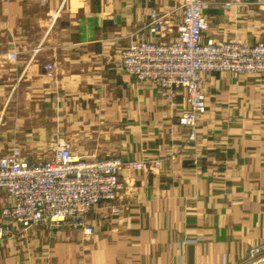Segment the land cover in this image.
<instances>
[{
	"label": "crops",
	"instance_id": "1",
	"mask_svg": "<svg viewBox=\"0 0 264 264\" xmlns=\"http://www.w3.org/2000/svg\"><path fill=\"white\" fill-rule=\"evenodd\" d=\"M207 1L205 37L264 41V0ZM181 2L0 0V156L19 145L44 157L55 133L84 155L161 159L121 172L113 206L91 213L92 235L14 224L0 264H251L255 247L264 259V75L210 73L191 135L179 124L184 91L170 99L120 64L132 39L152 37L151 11L176 26Z\"/></svg>",
	"mask_w": 264,
	"mask_h": 264
},
{
	"label": "built area",
	"instance_id": "2",
	"mask_svg": "<svg viewBox=\"0 0 264 264\" xmlns=\"http://www.w3.org/2000/svg\"><path fill=\"white\" fill-rule=\"evenodd\" d=\"M208 6L207 0H182V17L176 26L169 13L151 11L152 37L134 38L119 53L123 71L138 82L160 88L170 99H174L177 89L184 91L186 107L179 115V124L189 128L191 135L205 112L203 84L210 73L221 71L233 77L264 75V41H216L205 37ZM174 31L171 41L156 36ZM17 58L18 52L9 54L11 61ZM55 66L53 62L45 68L50 73ZM46 154L33 159L21 146L14 145L0 156V188L6 193V203L0 208L4 221L0 223V244L10 236L14 224L22 229L31 225L67 226L92 235L95 229L91 213L102 203L108 208L113 206L123 189L121 172L148 170L161 164L160 158L84 155L55 133ZM262 253L261 247L252 248L250 263L261 260Z\"/></svg>",
	"mask_w": 264,
	"mask_h": 264
},
{
	"label": "water",
	"instance_id": "3",
	"mask_svg": "<svg viewBox=\"0 0 264 264\" xmlns=\"http://www.w3.org/2000/svg\"><path fill=\"white\" fill-rule=\"evenodd\" d=\"M253 264H264V259H261V260L255 262V263H253Z\"/></svg>",
	"mask_w": 264,
	"mask_h": 264
}]
</instances>
